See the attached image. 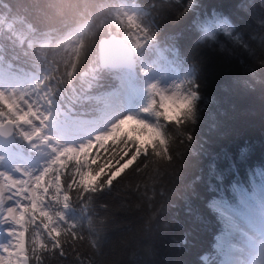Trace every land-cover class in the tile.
<instances>
[{
	"label": "trees",
	"instance_id": "1",
	"mask_svg": "<svg viewBox=\"0 0 264 264\" xmlns=\"http://www.w3.org/2000/svg\"><path fill=\"white\" fill-rule=\"evenodd\" d=\"M121 7L134 24L118 17ZM111 33L131 42L136 69L101 66L99 41ZM261 61L264 0H0V80L39 83L58 121L94 129L105 94L126 81L131 109L141 110L143 64L170 66L192 90L176 116L157 98L151 115L142 112L160 130L153 156L139 157L111 188L73 190L69 207L50 205L81 237L62 236L64 256L39 221L24 226L28 264H221L216 243L228 218L219 206L251 217L264 188ZM10 145L34 156L21 132ZM73 167L60 177L65 186Z\"/></svg>",
	"mask_w": 264,
	"mask_h": 264
},
{
	"label": "rangeland",
	"instance_id": "2",
	"mask_svg": "<svg viewBox=\"0 0 264 264\" xmlns=\"http://www.w3.org/2000/svg\"><path fill=\"white\" fill-rule=\"evenodd\" d=\"M118 17L128 23H135L134 12L127 8L119 9ZM134 42L138 43L137 35L132 32ZM142 69L146 70L147 92L149 102L141 110L131 109L127 98V81L123 90H113L105 94V108L100 116L101 124L94 127L86 123L81 126L76 123H64L58 121L55 114L51 111L47 101L46 92L39 83L32 85V80L23 85L16 81L0 80V101L6 104L8 113L0 116V123L8 119L13 120L16 131L21 132L29 141L30 147L34 150L33 155L27 157L21 150L13 148L10 144L6 145L0 139V173H9L12 180L34 181L35 176L39 175L44 167L63 155L66 152L75 153L84 144L91 142L95 137L111 132L114 125L121 120L132 117L134 120L142 121L143 124H151L156 130V135H160L158 125L151 122L144 114H152V99L157 98L160 104L172 116H176L183 105L192 96V90L176 75L168 65L159 62L143 64ZM136 69V68H135ZM134 70V69H133ZM165 104L169 107H165ZM151 106V108H150ZM12 115V116H11ZM133 122H126L123 130L130 131ZM123 132V131H121ZM155 135V136H156ZM16 137V136H15ZM143 144V143H142ZM97 149H93L96 151ZM54 168L57 166H53ZM23 171L30 175H24ZM9 182L0 177V184ZM29 187H34L30 184ZM19 184H17V190ZM256 204L251 205V217H242L219 206L227 215L228 228L226 232L218 235L216 247L222 251L221 264H264V188L256 191ZM12 195L15 199L8 200ZM5 207H16L15 200L21 204H27V200L16 196V190L9 191L4 189ZM16 227L12 222H4L0 217V246L11 243L15 244L10 234V229ZM25 249L27 255V234L25 228ZM0 255H3L0 251ZM28 257V255H27Z\"/></svg>",
	"mask_w": 264,
	"mask_h": 264
},
{
	"label": "snow or ice",
	"instance_id": "3",
	"mask_svg": "<svg viewBox=\"0 0 264 264\" xmlns=\"http://www.w3.org/2000/svg\"><path fill=\"white\" fill-rule=\"evenodd\" d=\"M207 35L212 34L208 33ZM260 63L264 66V61ZM195 95L197 94H193V100ZM165 107H169V105L165 104ZM126 122H133L130 131L123 130ZM121 131H123V135H119V143H116L115 139L109 140V137H117ZM155 135L156 130L153 125L143 124L142 121L129 117L114 125L111 132L97 136L91 142L84 144L79 151L66 152L56 157L39 171L40 174L35 176L34 181L17 182L12 180L9 173H0V177L9 182L6 185L0 184V217L4 222L10 221L16 226L9 230L15 244L7 243L0 246V251L3 253L0 255V264H28L25 231L20 229H23L28 223L35 224L37 221L51 239L52 250L59 249V254L64 256L62 236L68 235L75 239L81 237L75 231L77 229L75 225L67 226L63 223L66 219L65 213L52 210L50 205L59 204L60 206L62 204L69 207L73 190L76 194H81L111 188L127 170L132 168L139 157L144 156L147 159L149 155H154L151 144L156 142L153 139ZM130 136L131 139H129ZM105 140H108L107 144ZM141 143H143V147L138 153L137 148L141 146ZM94 148L97 150L93 151ZM69 162H73L74 167L71 176L68 177L70 182H67L65 186L60 177L64 175V169ZM20 171L24 175H30L23 169ZM55 173H59V175ZM50 175L51 179L45 182V177ZM17 184H19L18 190ZM30 184H34V187H29ZM5 187L9 191L16 190V196L24 197L27 204H21L19 200H15L16 207H5ZM86 188L88 191L85 190ZM7 199L14 200L15 198L9 195ZM41 247H46V245L41 244ZM36 259L39 260V257Z\"/></svg>",
	"mask_w": 264,
	"mask_h": 264
},
{
	"label": "water",
	"instance_id": "4",
	"mask_svg": "<svg viewBox=\"0 0 264 264\" xmlns=\"http://www.w3.org/2000/svg\"><path fill=\"white\" fill-rule=\"evenodd\" d=\"M100 64L114 69L133 70L138 65L136 52L131 42L123 35L111 33L99 41ZM16 129L11 119L0 123V139L4 144L14 142Z\"/></svg>",
	"mask_w": 264,
	"mask_h": 264
}]
</instances>
